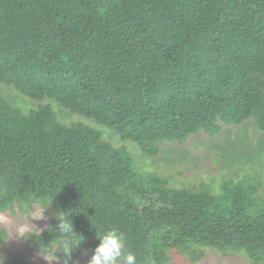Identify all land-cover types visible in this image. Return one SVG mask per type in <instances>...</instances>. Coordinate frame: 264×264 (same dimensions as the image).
I'll use <instances>...</instances> for the list:
<instances>
[{"label": "trees", "instance_id": "trees-1", "mask_svg": "<svg viewBox=\"0 0 264 264\" xmlns=\"http://www.w3.org/2000/svg\"><path fill=\"white\" fill-rule=\"evenodd\" d=\"M0 84L122 143L48 104L22 110L0 90V211L41 203L67 214L84 238L69 264L113 228L136 264H170L173 251L197 262L204 249L264 264L255 169L217 192L212 181L172 186L125 144L155 157L163 142L222 125L252 120L264 132V0H0ZM59 224L32 249L64 263Z\"/></svg>", "mask_w": 264, "mask_h": 264}, {"label": "rangeland", "instance_id": "rangeland-1", "mask_svg": "<svg viewBox=\"0 0 264 264\" xmlns=\"http://www.w3.org/2000/svg\"><path fill=\"white\" fill-rule=\"evenodd\" d=\"M0 90L7 93L14 105L22 110H30L38 104H48L65 123L83 122L104 133V138L114 145H121L119 139L108 129L95 124L79 115H70L62 110L58 103L50 99L32 100L14 89H6L0 84ZM133 154L139 167L145 171L155 172L170 179L172 186L182 184H199L214 182L213 190L217 192L222 178H242L251 169L260 175L262 185L259 193L264 196V132L257 128L252 120L241 126L222 125L221 132L211 137L201 131L190 136L184 143L163 142L161 152L155 157H145L139 148L130 141L125 142ZM263 146V147H262ZM238 154L239 157L235 158ZM250 154V159L243 156ZM138 159V160H137ZM59 214L41 203L29 206L16 205L13 209L0 211V229H5L7 239L0 245V258L3 264L17 257L21 264H64L53 253L38 252L32 249L36 235L58 219ZM99 243L88 245L74 264H88ZM204 256L197 262L189 256L171 252L170 264H250L243 254L218 253L212 249H204ZM45 254H47L45 256Z\"/></svg>", "mask_w": 264, "mask_h": 264}, {"label": "clouds", "instance_id": "clouds-1", "mask_svg": "<svg viewBox=\"0 0 264 264\" xmlns=\"http://www.w3.org/2000/svg\"><path fill=\"white\" fill-rule=\"evenodd\" d=\"M62 215H64V219L61 218ZM58 219L60 220L58 233L62 236L70 237L62 240L60 244V252H62L66 258L64 264H69L72 251L79 248L84 238L75 233L71 222L67 219V214L61 213ZM69 224H71V227H69ZM73 233L79 238H71ZM97 239L100 243L95 248L88 264H136V257L134 254L129 252L125 255L126 237L118 229L113 228L106 232H97ZM46 255L47 254H45V256ZM0 264H3L2 258H0Z\"/></svg>", "mask_w": 264, "mask_h": 264}]
</instances>
